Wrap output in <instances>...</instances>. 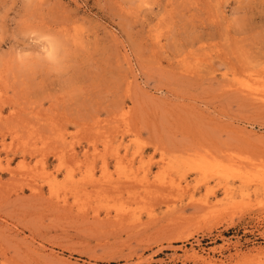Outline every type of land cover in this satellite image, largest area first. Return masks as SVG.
<instances>
[{
	"label": "rangeland",
	"instance_id": "1",
	"mask_svg": "<svg viewBox=\"0 0 264 264\" xmlns=\"http://www.w3.org/2000/svg\"><path fill=\"white\" fill-rule=\"evenodd\" d=\"M0 264H264V0H0Z\"/></svg>",
	"mask_w": 264,
	"mask_h": 264
},
{
	"label": "clouds",
	"instance_id": "2",
	"mask_svg": "<svg viewBox=\"0 0 264 264\" xmlns=\"http://www.w3.org/2000/svg\"><path fill=\"white\" fill-rule=\"evenodd\" d=\"M44 39H50L49 37H43ZM52 51H54V48L49 47V55L52 54Z\"/></svg>",
	"mask_w": 264,
	"mask_h": 264
}]
</instances>
